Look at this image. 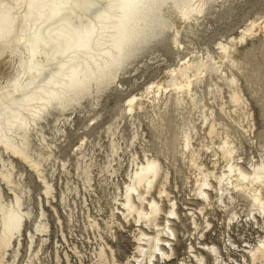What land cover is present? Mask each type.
I'll return each instance as SVG.
<instances>
[{"label":"bare ground","instance_id":"obj_1","mask_svg":"<svg viewBox=\"0 0 264 264\" xmlns=\"http://www.w3.org/2000/svg\"><path fill=\"white\" fill-rule=\"evenodd\" d=\"M227 1L155 0V6L140 15L117 9V5L128 0H0V178L13 193V198L6 202L0 185V264L11 246L17 256L16 243L22 244L26 218L32 217L19 192L20 187L30 189L21 182L22 174L15 177L13 157L24 160L37 172L46 201L61 223L58 208L52 204L56 199L55 187L43 171L42 160L51 157L53 150L39 128L40 121L54 110L75 108L89 97L94 99L92 105L98 104L110 85L126 74L140 56L151 53L169 31L173 44L185 48L183 34L194 32L216 2L222 5ZM133 33L139 38L130 43ZM261 33L264 11L257 12L239 32L220 39L217 50L187 54L178 64L146 82L139 93L127 98L122 110L134 128L131 145L140 137L148 141L141 116L150 123L158 145L154 149L142 147V154L131 152L130 166L125 170L127 179L123 187L117 185L116 206L106 221L111 232L115 224L136 225L135 252L125 264H155L163 257L174 256L177 221H188L191 236L197 232L198 239H205L204 229L211 224L208 209L219 208L227 228L234 221L258 223V216L264 217V153L245 156L226 120H246V127L238 124L246 134L255 129L238 72H242L247 47ZM44 34L61 38L65 47L58 40L60 49L55 42L39 43ZM62 115L63 118H57L63 122L58 130L65 132L64 126L71 116ZM97 118L98 115L92 120ZM31 130L41 132L42 145L45 143L48 150H34ZM108 130L115 135L111 123ZM81 138V145L74 152L78 156L77 169L82 167V158L87 154L83 147L89 141L86 132L81 133ZM111 142L112 152L120 156V143L114 138ZM60 161L66 169V160ZM170 166L176 172L182 167L186 170L184 184L191 196L187 194L188 199L182 202L183 210L170 189ZM89 167L86 164L88 181ZM65 197L63 191L62 202ZM44 216L41 202V218L34 225L42 242L46 240L42 233L49 229ZM91 224L99 226L96 218ZM35 236L33 231L28 232L30 247ZM197 243L201 245L200 251L192 242L186 246V253L196 264H204L207 257H211V264H222L224 257L217 243ZM222 244L228 256L239 247L229 235L222 239ZM244 246L242 256L246 262L264 264V236L256 244ZM114 252L107 243L95 250L102 263L122 264L117 262ZM176 264H190V260L183 258Z\"/></svg>","mask_w":264,"mask_h":264},{"label":"rangeland","instance_id":"obj_2","mask_svg":"<svg viewBox=\"0 0 264 264\" xmlns=\"http://www.w3.org/2000/svg\"><path fill=\"white\" fill-rule=\"evenodd\" d=\"M215 4L209 8L194 32L183 34L181 40L185 42V48H178L173 44L172 31H169L163 42L153 46L151 53L146 52L140 56L127 68L126 74L121 75L110 85L109 89L99 98L98 104L92 105L94 99L89 97L75 108H69L63 112L54 110L46 117V120L40 121L39 128L53 150L51 157L42 160L43 171L55 187L56 199L52 200V204L58 208L61 223L53 207L46 201L43 183L37 172L24 160L13 157L15 177L18 179V174H22L21 182L30 189L28 191L27 188L20 187L19 192L23 196V206L31 209L32 217L26 218L21 237L22 244L16 243L19 247L17 256L15 257L14 248L11 246L1 264H105L96 256L95 250L99 249L101 244L106 245V243L115 250L114 255L118 263L125 264L128 258L132 259L136 246L133 238L136 225L133 222L130 224L123 222L124 227L115 224L111 232L108 227L110 223L106 224V221L110 219L112 209L116 206L114 197L119 193L117 185L123 187L127 179L125 170L130 166L131 152L138 151L142 154V147L154 149L158 145V140L154 137L148 120L141 116L143 132H146L145 138L148 141L140 137L131 145L134 128L130 117L122 109L125 107L127 98L131 94L139 93L147 84L146 82L161 75L168 67L178 64L183 57L193 51L201 55V53L206 54L207 51L217 50V42L220 39L239 32L251 18L256 16L257 12L264 11V0H228L222 5L218 2ZM57 40L63 46L64 42L61 38L46 34L40 38L39 43L55 42V46L60 49ZM245 54L243 73H238L243 91L250 102L256 122L255 129L253 133L246 134L245 129L238 125L242 123L246 127V120L243 119L240 123H234L227 118L226 120L231 126L232 137L236 138L240 151L245 156L255 155L257 157L259 153H264V33L253 38V43L247 47ZM63 113L71 116L64 126L65 132L58 130L63 127V122L58 121L57 118H63ZM97 115L98 118L92 120ZM110 123L115 131L114 136L108 130ZM83 132H86L89 137V141L83 147L87 150V154L82 158V167L77 169L78 156L74 152L81 145V133ZM31 134V144L36 152L48 150L47 146H44L45 143L42 145L41 132L31 130ZM113 138L120 143L121 148L118 151L120 156L112 152ZM34 155L37 156L35 153ZM60 159L66 160V169L62 168ZM86 164L90 165V181L85 172ZM170 171V189L179 200L180 210H183L182 202H186L185 199L189 197L187 194H190L184 184L186 170L182 167L176 172L175 168L170 166ZM0 185L3 188L4 200L9 202L13 198L12 191L1 178ZM63 191L66 193L64 202L61 200ZM41 202L45 210L43 220L49 223L48 231L42 233L44 234L42 237L46 238L44 242L40 241L41 234L35 231L34 225L36 220L41 218ZM208 212L211 224L210 227L207 226L204 229L205 239H198L197 232L191 236V225L188 221L185 224L177 221L175 227L178 241L174 245L175 255L163 257L155 264H176L183 258L190 260V264H196L195 260L186 253V246L192 242L200 251L201 245L200 243L198 245L197 240L217 243L224 257L222 264H253L245 261L242 248L247 243L256 244L259 237L264 236V217L258 216V223L245 219L237 223L233 220L234 222H231L227 228L224 213L219 208L208 209ZM93 218L97 219L99 226L91 224ZM202 226H205L204 222ZM29 231L36 233L32 247H30L28 238ZM228 235L236 245H239L237 250L231 251V256H228L222 244V239ZM107 252L109 261H112L109 249ZM204 264H211V257H207Z\"/></svg>","mask_w":264,"mask_h":264},{"label":"clouds","instance_id":"obj_3","mask_svg":"<svg viewBox=\"0 0 264 264\" xmlns=\"http://www.w3.org/2000/svg\"><path fill=\"white\" fill-rule=\"evenodd\" d=\"M155 6V0H128L127 3L122 5H117V9H126L133 13L144 14L145 12L151 10ZM160 27H163L162 25ZM138 34L133 33L130 37L129 42L135 43L136 39H138Z\"/></svg>","mask_w":264,"mask_h":264}]
</instances>
